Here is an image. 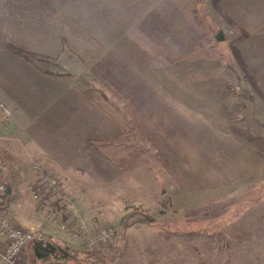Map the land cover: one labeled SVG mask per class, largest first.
Returning <instances> with one entry per match:
<instances>
[{
	"label": "rangeland",
	"instance_id": "obj_1",
	"mask_svg": "<svg viewBox=\"0 0 264 264\" xmlns=\"http://www.w3.org/2000/svg\"><path fill=\"white\" fill-rule=\"evenodd\" d=\"M210 1L102 0V9L122 30L108 29L106 35L107 40L116 36L118 47L105 53L116 52L118 64L37 59L41 67L69 75L45 76L0 41V150L5 179L14 190L8 211L22 221L31 216L47 223L33 226L44 234L26 246L27 264L67 259L65 247L71 248L51 235L70 220L72 204L80 213L67 230L79 241L72 247L78 258L70 259L72 264H168L165 255L178 251L179 235L202 223L185 220L183 210L171 219L160 212L183 202L191 187L211 188L212 200L230 193L227 201L236 192L243 206L233 214L264 204V102L230 53L237 42L264 87V0L224 1L249 30L244 40ZM131 28L134 41L127 50L122 43L130 41L125 30ZM34 109H103L118 120L119 133L94 142L86 155L73 156L81 147L73 149L61 138L79 135L55 129V113ZM30 138L63 161L19 158ZM35 161L61 179L64 196L42 182ZM34 187L41 190L39 199ZM108 226L117 229L118 247L87 246L88 235ZM182 249L189 255V247Z\"/></svg>",
	"mask_w": 264,
	"mask_h": 264
},
{
	"label": "crops",
	"instance_id": "obj_2",
	"mask_svg": "<svg viewBox=\"0 0 264 264\" xmlns=\"http://www.w3.org/2000/svg\"><path fill=\"white\" fill-rule=\"evenodd\" d=\"M101 1L102 0H0V35L4 36V38L0 36V41L2 42V40H4L8 50L9 48L7 45L12 42L21 47L52 56L61 50L62 40L66 38L71 46V50L66 49L62 51L55 60L51 58L40 60L51 59L53 63L56 60H66L68 63L75 65L76 63H74V61L76 59H90L93 60L95 63H92L96 65H117L119 60L118 54L116 52L105 53L107 50H112L111 48L114 46L118 47L115 41L116 36L107 40L108 38L106 35L108 29H111V31L114 29L117 33L118 30L121 29L108 18L109 13L102 9ZM125 32L130 34V41H125L122 43V46L129 50L132 48V43L134 41V31L131 28L130 31L125 30ZM174 33H176V28L174 29ZM129 43L131 45H129ZM12 54L17 56L14 53ZM24 61L36 71L45 74V76H52L51 74L39 71L26 60ZM127 61V59H124L121 66L127 64ZM79 63L81 62H77V64ZM41 68L50 70L44 67ZM35 110H37L38 114L43 112L48 114L50 112L55 113V129L69 131L72 132L73 135H79L78 141H71V139L64 137L61 138L64 142H71L73 149L76 145L81 147V152L78 153L77 150H75L73 156L80 154H82V156L86 155V150L90 146H94V142H97V140L101 141L104 137L111 138L113 135L117 137L119 133L117 130L118 120L103 109H34V111ZM125 112L127 111L125 110ZM75 121L76 123L74 125ZM75 129H77V133L73 132ZM97 130H100L102 134H96ZM80 131H85L83 136ZM30 140L29 149L19 150V158L28 159L30 154L31 156L42 157L46 163H58L63 161L62 157L46 148L47 146L43 147L45 145L39 144V142L33 140V138H30ZM250 177L256 178L255 175ZM209 190H211V188H205V191L197 188L195 191L191 187L186 191L188 195L186 194V196L183 197V202H180L179 205H176L171 211L164 209L166 212H160V216L166 215L168 219H171L172 217L177 218L180 216L183 210V214H185L186 217L185 220H196L200 218L202 223L201 226L192 228L188 234L179 235L180 248L177 249L178 251L175 253H173V249L168 250V254L165 255L167 263L264 264V204H253V207L242 209L239 214H233L231 210L240 209L243 206V203L240 202L241 197L237 195L236 192H233L232 195L228 197L227 201H225V199L230 193L226 195L225 199L212 200L211 195L208 194ZM11 192L13 194L14 190L11 189ZM200 192L205 193H202L204 194L202 195ZM10 201H12V198ZM79 207L84 210L83 206L80 205ZM14 217L16 219L19 218L20 220H18L20 222ZM14 217L13 218L17 222L28 227L36 225L41 226L43 224L40 223V225L36 221L38 217L26 216L24 221H22L23 218L21 216L15 215V213ZM46 224L47 223H44L43 225ZM208 227L210 228L208 229ZM40 228L44 227L42 226ZM54 233L55 234L51 236L55 235V237L61 238L68 244L67 248H71L66 249L65 247L64 255H66L67 259L64 262H59V264H72L69 263V260L77 257L74 253L76 249L72 247L78 245L75 244L79 242L78 238L58 226ZM186 246L190 248L189 255H186L184 252L185 249H182V247ZM164 253H166V251H164ZM161 257L164 258L163 253H161ZM77 259L78 258H75V262ZM56 263L58 262L53 264Z\"/></svg>",
	"mask_w": 264,
	"mask_h": 264
},
{
	"label": "built area",
	"instance_id": "obj_3",
	"mask_svg": "<svg viewBox=\"0 0 264 264\" xmlns=\"http://www.w3.org/2000/svg\"><path fill=\"white\" fill-rule=\"evenodd\" d=\"M3 110L7 114L10 113V109L6 106ZM34 167L39 178L50 190L56 192L58 196H64L62 192L63 183L59 177L49 173L40 161H35ZM8 187L9 185L4 176V166L0 150V264H27L28 255L25 253L26 246L40 234L44 233L35 227H28L17 222L9 214V208L4 202V194L8 191ZM32 194L36 199H39L42 195L38 187L32 189ZM69 210L70 220L59 223V227L66 231L72 226L73 221L78 220L80 217L77 207L73 204ZM115 228L113 226L103 227L95 236L88 235L87 246L96 245L97 242L111 245L117 232Z\"/></svg>",
	"mask_w": 264,
	"mask_h": 264
},
{
	"label": "trees",
	"instance_id": "obj_4",
	"mask_svg": "<svg viewBox=\"0 0 264 264\" xmlns=\"http://www.w3.org/2000/svg\"><path fill=\"white\" fill-rule=\"evenodd\" d=\"M225 0H211L210 4L211 6L224 18L230 23L232 26L236 27L238 30H240V37L239 39L244 40L249 36V30L242 25V23L234 18V16L228 11L226 5L224 4ZM201 10V9H200ZM7 47L9 50L19 56L20 58L26 60L27 62L31 63L36 69L43 73L55 75V76H62V75H69V72H54L51 70H44L42 69L39 64L37 63V59H45V58H51L56 59L62 51L69 49L71 50V46L66 38H63L62 40V48L59 52H57L55 55H47L42 52L30 50L24 47H21L15 43H8ZM231 56L235 60L237 66L241 70L244 78L251 86L252 90L262 99L264 102V87L261 85V83L258 80V77L255 73V70L253 69L251 63L249 62L248 58L246 57V54L244 53L243 49L238 45L237 42L233 43L230 50ZM91 142V141H90ZM92 143V142H91ZM12 197V192L8 193V191L4 194V202L9 207V202ZM120 244L119 239L112 240L111 246L115 245L118 247ZM103 253V252H102ZM118 258L116 256H112V260H117Z\"/></svg>",
	"mask_w": 264,
	"mask_h": 264
},
{
	"label": "water",
	"instance_id": "obj_5",
	"mask_svg": "<svg viewBox=\"0 0 264 264\" xmlns=\"http://www.w3.org/2000/svg\"><path fill=\"white\" fill-rule=\"evenodd\" d=\"M223 38V36H220V38ZM8 193H11V188H10V186L8 187Z\"/></svg>",
	"mask_w": 264,
	"mask_h": 264
}]
</instances>
